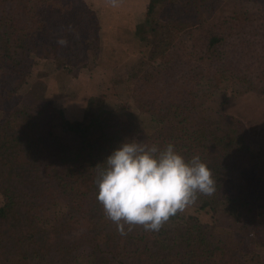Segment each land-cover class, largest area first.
Here are the masks:
<instances>
[{
    "label": "trees",
    "instance_id": "16d2710c",
    "mask_svg": "<svg viewBox=\"0 0 264 264\" xmlns=\"http://www.w3.org/2000/svg\"><path fill=\"white\" fill-rule=\"evenodd\" d=\"M91 1L0 0V264H264L228 228L237 222L264 248V134L213 104L225 91L223 99L264 95V0L254 10L227 0H149L151 30L162 37L127 72L128 101L91 97L83 118L70 120L51 82L10 107L60 48L64 70L89 77L99 51ZM136 110L148 115L143 126L130 116ZM131 140L172 143L186 160L199 155L216 191L192 205L210 210L212 223L178 212L159 231L117 232L94 180Z\"/></svg>",
    "mask_w": 264,
    "mask_h": 264
},
{
    "label": "rangeland",
    "instance_id": "374dc122",
    "mask_svg": "<svg viewBox=\"0 0 264 264\" xmlns=\"http://www.w3.org/2000/svg\"><path fill=\"white\" fill-rule=\"evenodd\" d=\"M227 1L230 7L242 10H254L260 3L256 0ZM106 2H102V0L89 2L90 6L94 8L99 22V51L95 64L90 68L89 78H94L104 86V92L101 91L98 95L91 97L103 98L111 102L107 104L108 106H113L120 100H129V90L126 82L127 72L140 60L148 57L156 41L161 39L162 34L159 31L155 33V31L151 30L152 18L145 12L147 0H118L116 6ZM141 8L142 12H140ZM50 26L51 30L56 33L59 28L58 24L50 22ZM185 41L186 46L191 44L188 37L185 38ZM67 53V51L60 48L56 60H47L43 67L38 69V71L40 70L38 74L31 76L19 88L8 105L11 107L18 103L31 102L38 96L40 90L46 86L47 80L57 82L55 85L59 86V90L56 98L59 103V96L65 94V88L68 85L79 89V83H76L78 79H74L60 64L59 60L65 57ZM104 53L106 56H103ZM204 87V84H202L201 88ZM226 94H229V92L225 91L223 94L215 95L213 104L223 106L227 112L234 113L245 120L251 129L264 134V95L245 92L235 97L230 94L223 99ZM83 116L84 114L81 115L80 119ZM130 116L139 126H143L148 118L146 113L137 110L132 111ZM65 138L70 139L69 137ZM182 212L193 213L200 221L207 224L213 221V215L210 210L196 209L193 205L188 206ZM230 220V217H226V223H221L220 225L223 228H227ZM229 227H231L234 234L243 236L247 248L258 252L260 256L264 255V248L253 232L244 230L238 226L237 222L233 221H231V225H228Z\"/></svg>",
    "mask_w": 264,
    "mask_h": 264
},
{
    "label": "clouds",
    "instance_id": "9594fccd",
    "mask_svg": "<svg viewBox=\"0 0 264 264\" xmlns=\"http://www.w3.org/2000/svg\"><path fill=\"white\" fill-rule=\"evenodd\" d=\"M112 6L117 0H109ZM66 46L67 41H57ZM94 183L105 217L124 236L136 227L159 231L170 217L212 195L216 180L199 155L186 160L172 143L163 149L136 140L121 143L104 160Z\"/></svg>",
    "mask_w": 264,
    "mask_h": 264
},
{
    "label": "crops",
    "instance_id": "0c3cea01",
    "mask_svg": "<svg viewBox=\"0 0 264 264\" xmlns=\"http://www.w3.org/2000/svg\"><path fill=\"white\" fill-rule=\"evenodd\" d=\"M106 1V3H109V0ZM148 2L149 0H147L145 12L147 11ZM140 12H142V8ZM103 56H106V54L104 53ZM73 78L77 79L75 77ZM51 82H54V80H47L46 84L49 85ZM60 82L62 83V81ZM76 83H79V89L74 88L72 85H68V87L65 86V94H61L58 99L63 107L65 116L70 120L80 119L81 115L84 114L85 105H87L88 99L91 96L98 95L101 91L104 92V86L94 78L90 79L89 77H80Z\"/></svg>",
    "mask_w": 264,
    "mask_h": 264
}]
</instances>
